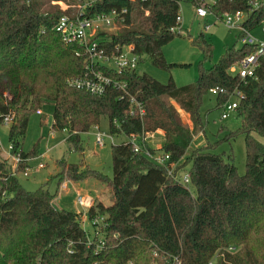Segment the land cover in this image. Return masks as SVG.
<instances>
[{"label":"trees","instance_id":"obj_1","mask_svg":"<svg viewBox=\"0 0 264 264\" xmlns=\"http://www.w3.org/2000/svg\"><path fill=\"white\" fill-rule=\"evenodd\" d=\"M70 6L76 0H0V122L8 124L11 155L18 154L16 171L27 167L37 155L35 143L21 149L29 115L43 104H52L53 130H65L69 148L81 153L80 133L107 119L109 135L123 134L126 140L110 145L111 177L77 163L58 160L56 189L67 180L94 179L109 201L93 198L85 210L88 222L99 218L92 230L100 240L88 238L81 226L82 212L55 209L44 183L26 190L0 158V264H264V145L251 133L264 138V59L258 58L252 75L244 78L229 68L252 53L254 45L241 42L225 47L218 60L204 67L211 57V45L199 31L189 43L201 53L196 79L176 85L169 76L161 83L146 73L114 70L97 64L95 70L121 87L108 86L101 94L68 85L70 78L88 73L85 58L75 43H65L53 30L61 14L57 2ZM178 0H101L91 12L125 7L124 22L114 31L97 36L105 52L129 45L138 57L156 68L170 70L162 47L179 31L175 19ZM217 16L237 10L249 12L245 28L264 19V5L252 9L249 0H215L207 6ZM242 33L238 32L240 40ZM216 88L215 108L239 92L234 114L239 125L218 141L191 147L193 134L202 129L201 98ZM132 97L143 108L141 117L129 115ZM175 103L185 113L184 124ZM162 131V144L148 147L139 138ZM242 134L245 151L244 173L239 175L229 152L215 151L222 141ZM137 135L138 151L128 140ZM166 154L157 164L144 150ZM173 165L172 174L167 169ZM186 171L189 185L179 176ZM152 253L155 258H152Z\"/></svg>","mask_w":264,"mask_h":264},{"label":"rangeland","instance_id":"obj_2","mask_svg":"<svg viewBox=\"0 0 264 264\" xmlns=\"http://www.w3.org/2000/svg\"><path fill=\"white\" fill-rule=\"evenodd\" d=\"M179 10L181 15V24L178 27L179 35L173 37L167 44H165L161 51L166 62L185 65L173 66L170 70L164 71L151 65L148 59L143 57V59L136 64L135 72L146 73L161 83H165L169 76L173 79L176 85L191 83L197 77L198 62L201 60L202 56L200 51L189 43V37L194 36L201 31L211 45V57L209 60L207 59L204 61V67H209L215 63L225 47L231 45L238 47L241 44V40L237 39L238 30L227 28L221 22L214 21V17L211 15H207L204 19L195 17L193 15V7L191 3L181 1L179 4ZM212 21H214L215 24H211L209 28L205 30L203 24L212 23ZM248 33L256 41L264 42V34L261 32L259 26L252 27ZM107 63L110 64L109 62ZM233 72L234 70L229 68V73L232 74ZM229 99L231 100L232 97ZM170 102L178 110L182 122L188 126L189 120L187 115L181 112L175 103L172 101ZM39 111V114L32 112L29 115L25 135L21 144V149L23 151H28L35 143L38 145L37 155L27 161L28 167L26 175L24 176L22 175L24 170L21 172L16 171V165L11 155L10 144L8 142L9 125L0 122V158L7 161L10 172L18 177L21 185L26 190L32 191L46 183L48 190L51 193H54L56 189L54 176L59 170V165L57 163L59 159H64L68 163H77L79 159H82L88 168L111 177L112 167L110 145L126 140L125 135H112V142H110L108 139L109 134L107 133V119L101 118L97 125V131L105 135L102 136V142L104 143L103 146L95 144L94 133L96 130L90 128L87 132L80 133L79 135L82 148V152L79 153L69 148L68 143L65 141L67 134L65 130H53L51 128L52 104L50 102L43 104ZM220 114L221 108H215L214 95L209 92L203 95L199 107L202 129L193 134L190 143L191 147L209 143L215 144V142L223 137L225 133L219 132V127H225L228 130H234L238 127L239 120L233 111L228 112L224 119L220 118ZM251 135L264 145L263 137L255 133H251ZM150 140L153 144L157 145L160 143L161 137L158 133H155ZM215 151H230L237 173L239 175L244 173L245 151L242 134L235 136V138L229 142L222 141L215 147ZM39 164H41L42 167H38ZM67 182L69 183H66V189L62 190L60 185L57 187V192L51 200L53 208L72 212H82L81 210H83V207L78 205L76 195L89 198L97 196L104 204L109 203L102 185L94 179H86L80 182ZM84 213L81 220V226L88 232L89 240H100L101 235L94 232L92 228L93 224L98 226L101 219L96 218L92 223L84 221ZM151 256L152 258H155L153 253ZM213 261L214 258L211 259V264ZM162 263L167 264L166 262ZM149 264L158 263L155 260H151Z\"/></svg>","mask_w":264,"mask_h":264},{"label":"built area","instance_id":"obj_3","mask_svg":"<svg viewBox=\"0 0 264 264\" xmlns=\"http://www.w3.org/2000/svg\"><path fill=\"white\" fill-rule=\"evenodd\" d=\"M73 5H66L64 2H57L61 10L68 9L70 14H61L53 25V30L58 33L61 41L65 43H75L80 48V56L85 58L86 68L88 73L82 77L70 78L67 83L68 85L74 86L76 88L84 89L85 91L91 94H101L108 86H117L115 81H112L109 77L104 75L101 70H95L97 64L103 65L107 68L114 70H134L137 64L138 57L131 51V46L121 45L115 46L114 51L116 52H105V42L100 39V36H97L99 32L102 31H114L119 25L124 22L125 14L127 9L125 7H111L107 11H98L91 12V8L95 3L101 0H76ZM178 1H187L191 3L193 7V15L199 19H204L207 15L214 17V21L221 22L227 28H234L238 32L242 33L241 42L246 44H251L255 46V49L252 53L246 55L238 63L233 64L230 69L234 70L232 74H237L239 77L244 78L251 76L254 67L256 66L258 58L264 59V42L256 41L248 33L251 28H245L244 22L249 18V12L237 10L234 12H223L221 15L217 16L215 13L208 9V5L215 2V0H178ZM249 4L252 9L257 8L258 6L264 5V0H249ZM176 23L181 24V15L180 10L179 14L175 19ZM212 23L203 24V28L206 30L209 28ZM179 26L172 28L174 31H179ZM259 26L261 32L264 34V19H261L257 25ZM254 26V27H255ZM109 62L110 64H108ZM209 93L215 94L216 88L209 90ZM239 92H234L231 97L232 99L227 100L223 103L221 108L220 118H226L228 112L234 111L236 107L237 100L239 98ZM129 115L141 117L143 114L142 105L139 102H136L132 97L129 99ZM36 114H39L40 111L36 110ZM13 116H6L3 119V123L9 124L12 121ZM96 130L94 133L95 144L98 146H103L102 136L104 134L100 133L97 128V125L91 127ZM140 136L139 138H141ZM137 135H129L128 140L133 145V151H138L137 146ZM108 139L112 142L111 135H108ZM144 155L157 164H165L168 156L166 154H156L144 150ZM15 165L19 161V155H12ZM39 167L42 165L39 164ZM27 167L22 172V175H26ZM173 165L167 169L168 174H172ZM14 174V173H13ZM180 182L188 186V174L186 171L182 172L179 176ZM77 203L81 207H85V199H82L80 195H76ZM207 264H211L209 261Z\"/></svg>","mask_w":264,"mask_h":264},{"label":"crops","instance_id":"obj_4","mask_svg":"<svg viewBox=\"0 0 264 264\" xmlns=\"http://www.w3.org/2000/svg\"><path fill=\"white\" fill-rule=\"evenodd\" d=\"M188 127H190V122H189ZM155 133H156V134L158 133V134L160 135V137H161V141H160V143L157 144V145L153 144V142H151V140H150V138H151ZM141 140H142V141H143L148 147H150V148H152V149H157V148H159V147L161 146V144H162V131H160V130H156V131L151 132V133H146V134H144V135L141 137ZM1 153H2V152H1ZM27 167H28V165H27ZM38 167H39V166H38ZM41 167H42V166H41ZM66 183H69V182L64 181V182H62V183L60 184V187H61L62 190L66 189V187H67V184H66ZM76 194H78V193H76ZM95 197H97V196H93V197H91V198L86 197V196L82 197L83 199H86L85 208H82L83 210H81L83 213L85 212L86 208L91 204L92 198H95ZM97 198H98V197H97ZM103 204H104V203H103ZM78 205H79V204H78ZM79 206H80V205H79ZM80 207H81V206H80ZM83 220H84V221H87L85 217L83 218Z\"/></svg>","mask_w":264,"mask_h":264}]
</instances>
